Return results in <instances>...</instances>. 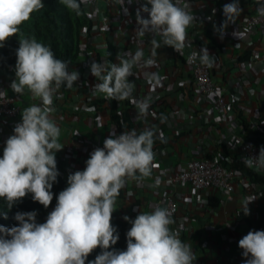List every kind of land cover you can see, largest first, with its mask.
I'll return each mask as SVG.
<instances>
[{"label":"crops","instance_id":"0c3cea01","mask_svg":"<svg viewBox=\"0 0 264 264\" xmlns=\"http://www.w3.org/2000/svg\"><path fill=\"white\" fill-rule=\"evenodd\" d=\"M230 2L174 0L181 7L188 4L195 18L187 29L184 54L162 46L155 49L154 66L133 69L134 76L129 77L135 85L133 98L152 97L146 118L137 114L130 100L116 103L119 111L127 112L131 119V128L123 131L157 128L165 141L159 140L153 146L156 166L152 175L141 182L129 180L116 198L113 214L130 224L125 216L131 220L158 205L166 207L167 198L173 197L177 209L170 212L174 220L170 227L183 242L192 244L196 256L193 264H239L238 240L248 230L264 227V180L251 181L236 170L232 192L220 196L223 191L218 189L212 192L177 185L168 177L188 159L200 156L230 165L235 157L240 158L239 146L247 139L264 145V66L258 58L264 46V24L256 20L247 25L251 16L259 14L257 9L262 3L240 0V16L219 32L225 19L223 5ZM144 3L145 0H132L129 4L125 0L127 13L114 0H97L94 6L87 7L92 28L88 36L82 33L80 53L69 69L78 71L79 79L71 89L62 86L58 90L51 114L61 129L59 139L64 145L55 153V159L66 177L83 170L90 153L107 136L118 135L110 124V100L93 95L92 88L98 81L91 75L89 65L93 60L108 65L117 63V54H134L137 49H143L145 59L149 57L153 37L140 36L136 31V10ZM141 15L146 17L147 13ZM155 39L159 41L161 37L157 35ZM201 47L215 56L208 69L216 94L226 100L219 112L211 108L213 94L198 91L185 60L188 52ZM14 66L0 71V91L19 106L15 118L0 117V155L4 142L21 120L22 109L39 103L27 91L22 96L11 91ZM145 71L161 77L155 89L146 82ZM161 116L167 120L161 122ZM257 174L264 177V173ZM156 179L161 183L153 187ZM253 196L257 198L248 205L250 214L244 215L241 205L246 197Z\"/></svg>","mask_w":264,"mask_h":264},{"label":"clouds","instance_id":"9594fccd","mask_svg":"<svg viewBox=\"0 0 264 264\" xmlns=\"http://www.w3.org/2000/svg\"><path fill=\"white\" fill-rule=\"evenodd\" d=\"M71 12L81 14V4L87 0H59ZM121 7L125 0H114ZM129 4L132 0H127ZM42 0H0V47L19 32V26L30 19L33 12L43 8ZM125 13L128 12L123 7ZM215 11V10H214ZM240 0L224 4L219 32L241 14ZM264 16V3L257 9ZM141 13H147L142 16ZM189 5L183 7L174 0H145L136 10L137 33L151 35L153 48L145 59L143 49L134 54H117V63L110 65L93 60L90 73L96 78L92 92L105 100H130L137 114L146 118L151 96L142 100L133 98L134 68H151L155 64L156 48L170 47L184 54L187 29L194 21ZM160 36L157 41L155 36ZM235 36V32L233 33ZM14 66L15 79L9 87L14 94L27 91L33 100L21 111L4 142L0 156V198L11 209L31 193L33 201L48 208L53 200L51 191L59 175L55 153L63 148L61 129L51 118L55 111L53 98L63 86L71 89L79 79V72L69 71V61L56 58L51 48L35 38L19 39ZM212 67L215 56L206 47L193 50L189 62ZM146 82L155 89L161 77L150 71L144 73ZM4 91H0V98ZM167 117L161 116V122ZM79 133H75L77 135ZM156 140L165 141L162 131L144 128L111 133L103 140V147L94 149L85 161V168L67 176V187L56 196L54 209L45 222L37 223L36 211L16 212L17 225H0V264H85L87 257L99 247L101 252L88 264H193L196 259L192 244L179 238L170 226L174 223L169 209L156 206L149 212H140L134 219L124 217L131 227L126 232V249L112 246L119 239L112 225L116 198L129 180L141 182L152 175L156 166L153 146ZM251 147V146H249ZM244 165L256 172H264V145L258 155L243 158ZM156 179L153 187L160 185ZM257 197H246L242 203L244 215L250 214L249 203ZM6 219V213H0ZM243 264H264V230H249L238 240Z\"/></svg>","mask_w":264,"mask_h":264},{"label":"trees","instance_id":"16d2710c","mask_svg":"<svg viewBox=\"0 0 264 264\" xmlns=\"http://www.w3.org/2000/svg\"><path fill=\"white\" fill-rule=\"evenodd\" d=\"M44 7L31 14L30 19L23 22L19 26V32L16 35L9 37L0 47V71L7 70L16 62V49L19 46V39L35 38L38 42L47 45L51 48L56 58L69 61V69L76 61L81 48L82 33L86 32L89 35L92 23L88 12V9L84 4H81V14L76 15L75 12H71L59 0H42ZM68 69V70H69ZM96 102H99L95 100ZM110 124L115 128L119 134L127 127L131 128V119L127 112L119 111L117 108V101L110 100ZM129 104V103H128ZM139 133V132H137ZM159 140H156L158 143ZM2 156V155H0ZM59 175L56 182L53 183L51 189L53 193V200L48 208H44L43 205L35 202L31 198V193L27 194L21 201L17 202L8 209L2 198H0V213H6L7 218L0 215V225L5 227H11L17 225L18 222L14 220V214L18 211L27 212L35 210L37 223H43L51 209L55 207L56 196L60 191L67 187V177L63 172L62 165L56 163ZM230 166L240 171L243 176L251 179V181H263L264 177L259 176L256 171L247 168L243 161L235 157ZM111 223L116 227L119 234V239L112 247L117 250L126 249V232L131 227L124 220L116 217L112 213ZM101 252V249L97 247L87 257L85 264H88L89 260H94L95 256Z\"/></svg>","mask_w":264,"mask_h":264},{"label":"built area","instance_id":"2783aa9c","mask_svg":"<svg viewBox=\"0 0 264 264\" xmlns=\"http://www.w3.org/2000/svg\"><path fill=\"white\" fill-rule=\"evenodd\" d=\"M97 0H87L84 3L85 7H92ZM264 3V0H260ZM260 21L264 24V18L260 14L251 16L247 20V25H251L254 21ZM191 52L185 55V60L191 68L192 77L196 84L198 91L203 94H213L211 101V108L215 112H219L221 108L226 105V100L223 96L216 94L211 81L210 72L207 66L201 64L199 60L196 62H189L188 56ZM262 66H264V46L261 54L258 56ZM19 106L12 101L8 96L3 95L0 98V117L15 118L17 116ZM108 137V136H107ZM251 146V147H249ZM262 145L257 144L253 139L243 141L239 146V159L243 161L244 157L258 155L259 148ZM103 147V142L99 143L94 149ZM69 166H67V169ZM236 170L229 164H222L216 158L210 156H200L188 159L178 170H174L169 174L171 182L180 185L187 184L199 190L214 191L216 189L224 193H231L234 185V175ZM258 173V172H257ZM264 173V172H259ZM264 198V196H263ZM166 207L170 212H175L177 209V202L173 197L166 200ZM54 209V208H53ZM52 210V209H51ZM252 230H264L262 225H259ZM249 230L245 233V235ZM242 249L239 251V264H243L244 257L241 255Z\"/></svg>","mask_w":264,"mask_h":264}]
</instances>
